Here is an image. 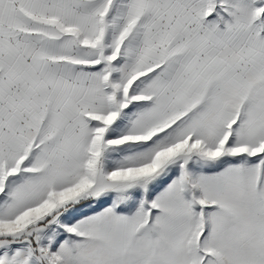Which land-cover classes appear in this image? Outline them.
I'll return each mask as SVG.
<instances>
[{"label": "snow or ice", "instance_id": "obj_1", "mask_svg": "<svg viewBox=\"0 0 264 264\" xmlns=\"http://www.w3.org/2000/svg\"><path fill=\"white\" fill-rule=\"evenodd\" d=\"M0 264H264V0H0Z\"/></svg>", "mask_w": 264, "mask_h": 264}]
</instances>
